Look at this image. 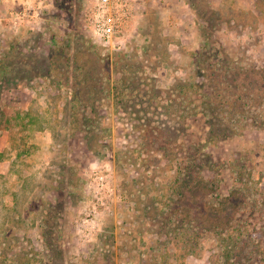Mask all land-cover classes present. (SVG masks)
Returning a JSON list of instances; mask_svg holds the SVG:
<instances>
[{"label":"rangeland","instance_id":"rangeland-1","mask_svg":"<svg viewBox=\"0 0 264 264\" xmlns=\"http://www.w3.org/2000/svg\"><path fill=\"white\" fill-rule=\"evenodd\" d=\"M95 1L0 0V264H231L240 222L238 264H264V96L210 142L202 111L222 82L233 104L264 87V0H130L112 44Z\"/></svg>","mask_w":264,"mask_h":264},{"label":"trees","instance_id":"trees-1","mask_svg":"<svg viewBox=\"0 0 264 264\" xmlns=\"http://www.w3.org/2000/svg\"><path fill=\"white\" fill-rule=\"evenodd\" d=\"M230 68V67H229ZM236 73L235 76V81L237 82V86L238 89L237 91L241 90V87L246 80L243 79H239V74L242 75V72L239 71L237 68L233 67ZM245 76V75H244ZM224 82H222L219 87H217V89L213 92L212 95H208L209 99L207 100H203V104H202V111L206 114L207 117V121H209L211 123V127L212 130L210 131L209 135H208V142L213 141V140H218L221 138H226L227 136H229L230 134V129H234V126H239L240 123H245V121L249 120L251 122L254 123H260L261 120V113L258 112V109L256 110V114L251 118V120L249 118H247L248 115V106L249 105H254V104H259L260 101L258 99V97L262 98V96H264V87L259 86V88H255V89H250V88H243V90L246 91H250V93L253 95V97H251L250 94H246V93H240L241 96V102L238 104H233L230 103L229 101L227 102V96L229 94V87L226 86H222ZM231 86V85H229ZM226 87V88H225ZM219 88H222L221 90H219ZM225 93V96L223 95L222 90L223 89H227ZM240 88V90H239ZM206 96V95H205ZM252 102V103H251ZM255 106V105H254ZM257 107V106H256ZM229 113H233V115L230 116ZM236 117V120L233 119V117ZM250 117V115H248ZM228 117V118H227ZM253 119V120H252ZM264 124V121H263ZM207 145V144H206ZM185 167H182V170L180 176L178 177V179L183 180L182 181V185L179 188V194H182L180 197H182L184 195V191H183V187L187 186V187H192L193 184H188L190 181H185L184 179L186 178V175L188 176V178H198L197 180H195L193 183L198 184L199 181H203V176L204 175V169H203V165H201L200 160H197L196 158H187L185 161ZM236 167H241L240 164H237ZM199 176V177H198ZM188 182V183H187ZM178 198L179 201L182 200V198ZM230 199L229 198H224V201L222 203L223 205V210L225 209L226 205H228L231 210H232V214L228 213V218H232L235 214L234 213V208L232 206H230L229 204ZM246 205H248V203L246 202ZM225 216H227L225 214ZM211 218V217H209ZM216 220H218L219 218H215ZM225 218H222L220 220V223H222V221L228 222L227 219L223 220ZM209 223H213L214 224V220L213 218H211L210 220H208ZM204 220L201 221V224L203 225ZM218 222H215V224H217ZM238 223V222H237ZM229 225L230 222H228ZM211 225V224H210ZM218 227H216L215 229L217 231H222V229L220 228L221 226H219V224H217ZM230 232V235L222 237L221 241H222V247L223 249L227 250V253L225 254V258L226 260H231V264H238V259H236L235 255H247L248 252L249 254L253 252V250H249V248H244L242 246V244H244V242L246 243H250V241L252 242L255 237L253 234V230H251L248 226H246L244 223H238V225L235 227L233 226H227V227H223ZM236 233V234H235ZM239 249H245L240 251L241 253L239 254ZM248 250V251H247ZM238 251V254H237ZM235 254V255H233ZM233 255V256H232Z\"/></svg>","mask_w":264,"mask_h":264},{"label":"built area","instance_id":"built-area-1","mask_svg":"<svg viewBox=\"0 0 264 264\" xmlns=\"http://www.w3.org/2000/svg\"><path fill=\"white\" fill-rule=\"evenodd\" d=\"M131 16L130 0H96L85 11L86 25L91 35L108 44L116 42Z\"/></svg>","mask_w":264,"mask_h":264},{"label":"crops","instance_id":"crops-1","mask_svg":"<svg viewBox=\"0 0 264 264\" xmlns=\"http://www.w3.org/2000/svg\"><path fill=\"white\" fill-rule=\"evenodd\" d=\"M26 2L27 0H15V3L16 2ZM18 9L20 8V10H22V9H26V7H21V6H18L17 7ZM27 10V9H26ZM5 161H2V159H0V167H3V166H5V162L7 161V159H4Z\"/></svg>","mask_w":264,"mask_h":264}]
</instances>
